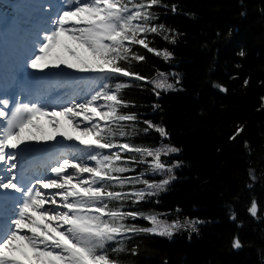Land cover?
<instances>
[{"label":"snow or ice","instance_id":"1","mask_svg":"<svg viewBox=\"0 0 264 264\" xmlns=\"http://www.w3.org/2000/svg\"><path fill=\"white\" fill-rule=\"evenodd\" d=\"M154 6L167 7L162 0H63L60 9L50 16V28L44 31L28 66L39 71L50 68L63 71V65L102 73L99 91L83 103L72 101L51 110L40 102L19 100L9 108L12 101L0 99V190H5V196L9 190L20 194L10 213H0V264H128L122 254L137 253V248L129 247L133 236L151 233L171 238L182 228L197 232V225L203 223L199 220L169 223L160 219L158 213L125 209L129 202L137 204L156 195L174 178L149 181L144 172L125 176L124 173L133 170L131 164H147L146 171L152 172H171L180 164L177 161L169 165L161 160L163 154L179 152L177 147L163 145L153 149L131 142L141 131L146 134L154 129L162 137H168L169 133L150 120H144L146 127L139 129V115L121 111L131 105L121 92L132 85L109 82L120 77L145 81L153 85L156 96H160V90H177L175 84L180 83L179 79L173 84L168 81V74L158 72L163 79H150L124 66L146 59L133 50L136 45L166 61L172 58L167 49L150 46V34L162 35V39L172 44L179 35L164 23H154L161 15L152 11ZM171 11H177L175 4ZM81 117L90 126L81 128L77 122ZM61 118L78 131L75 139L87 149L84 157L63 155L48 169L54 174L51 177L27 175V169L18 168L17 163L18 156L23 158L28 151L22 145L53 141L57 135L73 139L71 133L62 131ZM128 125L132 126L131 132ZM47 128L53 131L49 133ZM242 131V127L238 128L230 138L235 139ZM121 138H128L127 142ZM138 184L143 187L137 188ZM248 210L253 216L257 214L255 200ZM138 217L149 221L151 226L129 222ZM233 247H241L238 237Z\"/></svg>","mask_w":264,"mask_h":264},{"label":"trees","instance_id":"2","mask_svg":"<svg viewBox=\"0 0 264 264\" xmlns=\"http://www.w3.org/2000/svg\"><path fill=\"white\" fill-rule=\"evenodd\" d=\"M162 4L167 7L152 9L161 14L154 23L175 29L177 42L159 34L148 39L151 47L167 49L172 58L166 61L136 45L133 50L146 59L124 66L150 79H163L158 72L168 74L173 84L179 79L177 90H160L156 96L153 85L145 81L120 77L109 82L132 85L121 92L131 102L121 111L137 113L139 129L150 120L169 133L162 137L154 129L141 131L131 142L153 149L177 147L179 152L163 154L161 160L180 164L171 172L131 164L133 170L125 176L144 172L149 181L174 178L156 195L129 202L125 209L158 213L169 223H203L197 232L182 228L171 238L135 235L129 247L137 248V253L122 254V259L128 264H264V0H162ZM7 8L0 0V10ZM241 50L243 56L237 54ZM241 127L243 131L231 139ZM127 130L131 132L132 126ZM253 200L258 205L255 216L248 210ZM129 222L151 226L139 217ZM237 237L241 247L234 248Z\"/></svg>","mask_w":264,"mask_h":264},{"label":"rangeland","instance_id":"3","mask_svg":"<svg viewBox=\"0 0 264 264\" xmlns=\"http://www.w3.org/2000/svg\"><path fill=\"white\" fill-rule=\"evenodd\" d=\"M7 1L14 6V10L18 13H15L12 16L4 17L0 14V59L12 61V55L15 54V59L19 62V66L23 65V71L19 75L22 78L33 76L35 74L41 75L38 72H41L45 77L50 78V81L53 82L52 88L49 91L45 92V97L51 99L55 104L54 107L58 106H67L72 101L84 102L85 99H89L90 95L95 91H99L102 81L99 79L103 74L95 71H79L76 69L67 68L61 66V69L50 68L44 71L34 70L28 66V60L36 53V49L39 46V43L43 39L44 31L50 28V16L58 11L62 5H59L63 0H11ZM51 4L52 9H48L47 6ZM34 21V28H40V35L36 40H28L25 35H23L22 29L17 27H27L32 25ZM46 24V25H45ZM22 25V26H21ZM72 59L71 57H68ZM21 70V69H20ZM7 72L9 69L6 70ZM15 77H18L16 75ZM77 78H80L82 83L73 87L69 84H72ZM20 81V79H19ZM3 86V85H2ZM0 84V99H9L6 93L14 88V84L11 81H8L3 87ZM43 89H41L42 91ZM17 97H22V103H26L29 96L28 91L25 88L17 89ZM77 98V99H75ZM10 100V99H9ZM102 103V101H101ZM46 106V105H43ZM49 110L50 106L48 105ZM77 122L81 123V128L85 126H90L89 122L83 121V118H79ZM62 138H65L62 136ZM70 143L75 144L74 139L69 140ZM69 146V144H68ZM87 149L84 147V153ZM109 150H105L107 153ZM18 161V160H17ZM36 162L32 167L33 176H39L38 172H41L44 169V165L37 164ZM95 163V162H90ZM36 174V175H34ZM87 174H85L86 176ZM51 177V176H50ZM9 200V199H6Z\"/></svg>","mask_w":264,"mask_h":264},{"label":"bare ground","instance_id":"4","mask_svg":"<svg viewBox=\"0 0 264 264\" xmlns=\"http://www.w3.org/2000/svg\"><path fill=\"white\" fill-rule=\"evenodd\" d=\"M62 3H60V5H62ZM13 10H14V6H13ZM17 13L14 10V14ZM33 22V21H32ZM36 22V21H34ZM33 22V23H34ZM22 26V25H21ZM20 29H22L23 31V35L26 36V38L32 40V39H37V37L39 36L37 34V32L39 33L40 30L39 29H35L34 25H29L27 27H19ZM8 59H11L10 57H7L6 60H3L2 58L0 59V70H2V73L0 72V80H4L6 79V77L4 76L6 70L8 68L15 70L17 68V66H15L11 61H8ZM14 66V67H13ZM13 67V68H12ZM4 71V72H3ZM41 73V72H38ZM41 79L39 80V82L36 80L37 78L40 77V75L35 74L33 76H28L26 77V79L23 82H16V85L21 84L22 87L26 88V89H32L35 87V85H39L41 84V82H48V79L45 78V75H41ZM82 81L80 78H77L72 84H69L73 87H76L77 85L81 84ZM46 91H44L45 93ZM12 94L14 93L11 92ZM8 97L12 96L11 94H6ZM35 97V96H34ZM77 99V98H75ZM32 103V102H30ZM76 103H83L80 101H76ZM15 105L12 104L11 108L14 107ZM53 107L50 106V110ZM62 121L64 122V128L63 130L68 131L69 133L72 134L73 139L75 141V144L70 143V141L65 137L62 138V135H57L56 139L53 141H32V142H28L27 145H22L21 147H27L28 151L25 154V160H27V163H24V158L20 157V160L18 162V168L23 167L24 169L29 170L31 168V164L38 162L41 160V158H44V161L49 162L48 166L46 167V172H42L41 175H46V176H54V174H52L50 171H48V169L51 166H55L56 163H58L59 161H55V159H53V154L55 155H59L60 154V158H62L63 155H66L68 157H77V158H83L84 157V145H82L78 140L75 139V136L78 135V131L76 129H74L73 127H71L70 125L67 124V121L64 120V118H61ZM44 123L46 124V121H44ZM47 131L49 133H51L53 130L51 128H47ZM69 144V146H68ZM47 165V163L45 164ZM71 171V170H70ZM4 191L5 190H0V213H10L12 208L14 207L13 202L16 198L19 197V193H12L10 190L8 191V195H4ZM6 199H12V200H6ZM10 201V202H9Z\"/></svg>","mask_w":264,"mask_h":264},{"label":"clouds","instance_id":"5","mask_svg":"<svg viewBox=\"0 0 264 264\" xmlns=\"http://www.w3.org/2000/svg\"><path fill=\"white\" fill-rule=\"evenodd\" d=\"M238 55H241V56H243L244 55V52H243V50H241L239 53H237Z\"/></svg>","mask_w":264,"mask_h":264}]
</instances>
